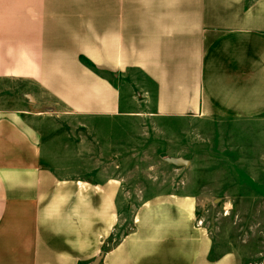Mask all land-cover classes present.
I'll return each mask as SVG.
<instances>
[{
  "label": "crops",
  "instance_id": "0c3cea01",
  "mask_svg": "<svg viewBox=\"0 0 264 264\" xmlns=\"http://www.w3.org/2000/svg\"><path fill=\"white\" fill-rule=\"evenodd\" d=\"M59 33L66 54L50 52ZM46 98L72 115L257 119L264 0H0V264H236L185 194L151 199L112 240L121 186L48 164L32 113Z\"/></svg>",
  "mask_w": 264,
  "mask_h": 264
},
{
  "label": "rangeland",
  "instance_id": "374dc122",
  "mask_svg": "<svg viewBox=\"0 0 264 264\" xmlns=\"http://www.w3.org/2000/svg\"><path fill=\"white\" fill-rule=\"evenodd\" d=\"M35 34L18 35L24 44ZM59 35V41L50 37V52L58 45L66 54L70 34ZM80 61L92 66L82 55ZM129 79L137 82L136 75ZM43 104L32 110L42 117L33 126L51 154L48 164L66 176L120 184V222L112 240L129 231L138 208L151 199L185 194L196 199V223L216 254L231 252L236 264H264V115L253 120L160 118L146 111L87 116L72 115L47 98Z\"/></svg>",
  "mask_w": 264,
  "mask_h": 264
}]
</instances>
